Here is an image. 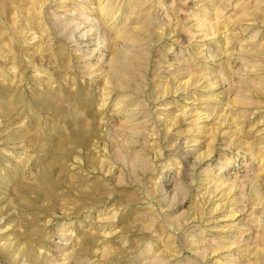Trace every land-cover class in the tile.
Returning a JSON list of instances; mask_svg holds the SVG:
<instances>
[{"label":"rangeland","instance_id":"374dc122","mask_svg":"<svg viewBox=\"0 0 264 264\" xmlns=\"http://www.w3.org/2000/svg\"><path fill=\"white\" fill-rule=\"evenodd\" d=\"M0 264H264V0H0Z\"/></svg>","mask_w":264,"mask_h":264}]
</instances>
